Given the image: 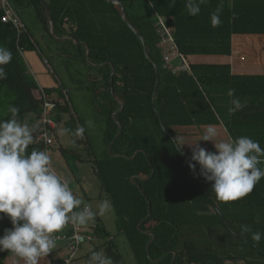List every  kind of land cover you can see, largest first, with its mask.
<instances>
[{
  "label": "trees",
  "instance_id": "trees-1",
  "mask_svg": "<svg viewBox=\"0 0 264 264\" xmlns=\"http://www.w3.org/2000/svg\"><path fill=\"white\" fill-rule=\"evenodd\" d=\"M10 1L30 7L42 30L63 46L57 55L69 57L70 48L72 60L89 73L87 83L78 81L77 86L92 95L103 121V151L98 157L86 135L85 139L73 135L84 124L71 105L58 102L51 120L58 128L70 129L67 134L74 142L87 146V156L62 145L56 151L73 176L77 165L91 164L101 191L112 202L116 234L124 237L135 264H236L237 260L264 264V239L259 243L251 240L252 232L264 233V178L247 197L219 201L210 183L198 175V165L194 178L188 167L191 152L177 151L173 131L222 126L228 137L248 136L264 148V75H233L229 65L190 61L193 57L229 59L233 36H264V0H207L195 17L185 9L186 0H42L52 16L55 39L38 0ZM218 7L222 23L213 27L211 15ZM158 18L171 31L188 70L173 73L164 64L157 47ZM62 38L79 44L72 40L62 43ZM81 44L89 49V64L100 67L87 64ZM0 46L12 53L11 62L4 65L7 79L0 80V120L10 118L8 108L14 105L20 109L18 120L38 130L42 101L33 94L39 87L17 46L40 57L41 50L28 31L17 42L14 29L1 21ZM109 64L114 69L112 93ZM181 66L180 59L171 63L172 69ZM62 90L67 91L59 86L42 91L59 101ZM229 90L246 107L230 113L233 97ZM119 127L121 133L115 139ZM55 131H49L50 136ZM33 148L48 151L36 144L27 151ZM242 225L252 232L241 235ZM11 227L10 219L0 214V236ZM148 234L154 241L146 249L151 241ZM87 235L101 243L70 264H87L93 251H102L113 264H124L114 238L110 241L111 236L100 226ZM13 257L0 252V264Z\"/></svg>",
  "mask_w": 264,
  "mask_h": 264
},
{
  "label": "clouds",
  "instance_id": "clouds-1",
  "mask_svg": "<svg viewBox=\"0 0 264 264\" xmlns=\"http://www.w3.org/2000/svg\"><path fill=\"white\" fill-rule=\"evenodd\" d=\"M205 3L207 0H186L184 6L189 16L195 17ZM220 11L218 7L211 15L213 27L222 23ZM11 60V51L0 46V80L7 79L4 65ZM228 95L233 97L230 113L246 107L245 101L234 96V90H229ZM8 111L10 118L0 120V214L10 219L12 227L0 236V252L12 254L23 264H40L56 247V234L69 225L85 226L94 222L97 216L110 213L113 205L104 199L94 210L78 198L68 182L54 170L47 151L35 148L27 151L36 139V130L18 120L20 109L10 105ZM87 124L92 126L93 121ZM85 130L84 126H78L73 135L82 138ZM70 131L63 130L64 133ZM217 137L215 126L208 125L199 141H211L215 151L201 147L199 141L188 143L184 137H176L177 151L185 145L191 148L189 169L195 178L199 166L198 175L210 183L219 201H239L264 178V167H260L264 163V148L248 136L226 140ZM250 232L248 225L241 226V235ZM261 239L264 233L252 232V241L259 243ZM87 264H113V261L102 251H93Z\"/></svg>",
  "mask_w": 264,
  "mask_h": 264
},
{
  "label": "rangeland",
  "instance_id": "rangeland-1",
  "mask_svg": "<svg viewBox=\"0 0 264 264\" xmlns=\"http://www.w3.org/2000/svg\"><path fill=\"white\" fill-rule=\"evenodd\" d=\"M10 6L14 10L15 14L24 24L26 31L30 34L34 42L36 43L38 50L42 57L46 60L50 58V71L51 73H47V69L41 64V62L37 59L36 64L31 63V57L29 58L32 52L24 53L23 60L25 63V67L28 73L31 74V71L35 75L37 86H41L44 88L54 87L58 85L62 89H66L70 100V105L72 106V111L76 113L78 119L83 122L85 127V134H83V139L85 136L88 138L89 145L94 153L99 157L103 151V121L98 113L96 107L93 104V97L90 93L83 89H78L77 86L78 81L82 84L87 83V77L89 73H86V69H84L81 64L79 65L76 61H73L72 54L70 48H68V56L67 58L60 57L57 53L63 50V46L54 42L41 28V25L38 23L37 19L34 16L33 10L30 7L25 6L24 4L14 3L10 1ZM258 38V39H257ZM240 39L242 43L237 40ZM234 42L233 46L238 49L234 50V54L238 52L243 53L247 49L248 56L247 62L245 64H250L249 62L255 61L258 57L255 50L263 51L264 50V36H240ZM257 39L259 44V40L261 39L262 45H257L254 43V40ZM63 43V42H62ZM238 45H237V44ZM240 45V46H239ZM252 46V47H251ZM252 52H249L250 50ZM254 49V50H252ZM246 54V53H244ZM253 55V59L250 56ZM250 55V56H249ZM255 56V57H254ZM257 56V58H256ZM36 55L32 54V58H35ZM201 59V58H200ZM213 58H208L207 60H211ZM246 60V59H244ZM209 62V61H208ZM216 64L217 62H212ZM28 64V65H27ZM241 63V65H245ZM30 69H29V67ZM246 66V65H245ZM39 73H43L46 75V79H41ZM91 73V72H90ZM40 87V89H42ZM37 91L34 92L33 96L36 99ZM93 121V125L89 126L87 121ZM63 126H60L54 134L51 135L54 140L53 146L48 149V154L52 157V165L55 171L59 175H61L69 184L70 188L73 190L74 194L83 200L85 203L90 204L95 210L96 204L106 199L104 193L101 191L99 181L96 177V174L93 171L91 164L89 163H81L77 165L78 172L75 176H73L65 167L63 161L58 155L56 149L58 145H62L68 149L77 150L83 157L87 156V151L85 150L87 146L84 144H76L74 139L69 136L67 133L63 132ZM195 143V142H192ZM201 147H207V144L202 141H199ZM184 152H191L187 148L183 150ZM208 151H213L212 149H208ZM114 214L113 211L107 213L103 216H97L94 222H91L85 226H75L79 229V232L83 235H87V233L91 232L95 227L100 226L104 231H106L112 238H114V242L118 247L120 254L123 256L124 264H135L131 253L128 249V246L124 240L122 235L116 234V229L114 225ZM73 229V225H69L66 227L61 233L56 234L57 244L54 249L49 253L48 256L41 259L40 264H51L56 261L62 260L65 257V242L64 237L68 236ZM88 236V235H87ZM90 241L84 243L80 251L78 253V257H82L83 255L90 252L92 249L97 247L101 242L95 239L93 236H89ZM111 241L112 239L109 238ZM51 257V259L49 258ZM55 260V261H52ZM236 263V262H235ZM5 264H23V261H20L17 257H13L11 259H7ZM237 264V263H236ZM241 264V263H238Z\"/></svg>",
  "mask_w": 264,
  "mask_h": 264
},
{
  "label": "built area",
  "instance_id": "built-area-1",
  "mask_svg": "<svg viewBox=\"0 0 264 264\" xmlns=\"http://www.w3.org/2000/svg\"><path fill=\"white\" fill-rule=\"evenodd\" d=\"M0 9L2 10V16L0 18L1 23L10 25L16 35L17 42L20 40V37L23 33L26 32L24 24L15 14L14 10L10 6L9 0H0ZM158 26L160 27V41L157 45L158 49L160 50V54L162 60L166 67L171 70L173 73L179 70H188L187 63L185 58L181 56L174 45L171 31L165 26L164 20L158 18ZM18 44V43H16ZM17 50L19 55L23 58L24 56V49L22 47L17 46ZM175 59H180L182 62V66L172 69L171 63ZM41 64L47 69V73H51L50 65L48 61L42 57ZM43 89L38 88L36 94L37 100L42 101V106L40 109V117H39V129L36 130V139L33 144L42 145L44 148L49 149L51 148L53 141L50 138L49 131H55L58 127L51 120V114L55 109V105L58 103L65 104L67 103L70 105L69 96L67 91L62 90V98L58 101L56 97H48L42 91ZM90 237L87 235H83L79 232V229L73 226L71 233L64 237L65 242V257L62 259V264H70L76 257H78V253L80 251L81 246L90 241Z\"/></svg>",
  "mask_w": 264,
  "mask_h": 264
},
{
  "label": "crops",
  "instance_id": "crops-1",
  "mask_svg": "<svg viewBox=\"0 0 264 264\" xmlns=\"http://www.w3.org/2000/svg\"><path fill=\"white\" fill-rule=\"evenodd\" d=\"M238 37H240V36H233L232 39H231L232 54H231V57L229 59H226V60L225 59L224 60L223 59L207 60L208 58H201L200 59L198 57H193V58H190L191 63L192 64H201V63L213 64L212 62H217L216 64L229 65L230 69H231V73L233 75H264V50L263 51L255 50L254 52H256V54L260 58H257V56H256L257 59L255 61L249 62L250 64H245L247 62V56H248L247 55L248 52H247L246 48H244L246 50V52L245 51L243 53L238 52L235 55H233L234 54V50L237 49L236 47L233 46V44L238 39ZM257 39L254 40V43H256V44L258 43ZM238 42L242 43V41L240 39L237 40V43ZM261 43H262V41L260 39L259 40V44H257V45H262L263 43L262 44ZM252 50H254V49H252ZM237 51H238V49H237ZM248 51L252 52L251 48ZM244 53H246V54H244ZM32 54L36 55V57L32 58ZM32 54H30V56H29V58L31 57V59H30L31 63L36 64V60L37 59L41 62L42 56L40 57L37 52H32ZM245 55H247V56H245ZM250 57H251V59H253V55L250 56ZM244 59H246V60H244ZM241 63L245 64L246 66L245 65H241ZM29 69H30V67H29ZM30 72H31V74L30 73L29 74L31 76H33L34 79L36 80L35 75L31 71V69H30ZM39 74L40 75L42 74L40 76L41 79H46V75H44L43 73H39ZM57 86L58 85H55L54 87H50V86H48V87L49 88H56ZM41 88L43 89L44 87H41ZM215 128H216V131L218 133V137H217L218 140H226L227 138H229L227 133H226V131H225V129L222 126H215ZM173 131L175 133V138L176 137H184L188 143H192V142L196 143L197 141H199L201 139L202 135L206 131V127H198V128L197 127H181V128H174ZM202 142L204 143V141H202ZM205 143L207 144V147H205L206 150L212 149L213 151H215L214 145H213V143L211 141L205 142ZM186 148L189 151H191V148L188 145L183 146L181 151L184 152L183 150H185ZM110 239H113V238L110 237ZM113 241H115V240L113 239Z\"/></svg>",
  "mask_w": 264,
  "mask_h": 264
},
{
  "label": "water",
  "instance_id": "water-1",
  "mask_svg": "<svg viewBox=\"0 0 264 264\" xmlns=\"http://www.w3.org/2000/svg\"><path fill=\"white\" fill-rule=\"evenodd\" d=\"M41 4H42V6L44 7V9H45V12H46V15H47V19H48V29H49V33H50V35L52 36V37H54L53 36V33H52V23H53V20H52V16H51V13H50V11H49V9H48V7H47V5L42 1V0H38ZM121 10H122V7H121ZM54 39H55V37H54ZM72 39L71 38H62V39H60L59 41H61V42H65V41H71ZM73 41V43H75V44H79L77 41H75V40H72ZM85 49H86V62H87V64L88 65H90L89 64V61H88V55H89V49H88V47H87V45H85V44H81ZM92 68L93 67H100V66H93V65H90ZM109 66L111 67V74H110V88H111V93H112V76H113V73H114V69H113V67H112V65L111 64H109ZM123 107L121 106V109H122ZM120 109V110H121ZM121 133V127H119V133L116 135V137H115V139L119 136V134ZM114 139V140H115ZM114 143V141L111 143V145L108 147V149H107V152L109 153L110 152V147L112 146V144ZM136 154L137 153H135V155H134V157L136 156ZM134 157H132V158H127V159H130V160H132ZM124 158H126V157H124ZM148 206H150V204L148 203ZM149 215H150V209H149V211H148V216H147V219L149 218ZM148 235H150L151 236V241L149 242V243H147V245H146V249H148V246H149V244L150 243H152L153 241H154V236L152 235V234H148ZM172 260H174V256H173V259ZM226 263V261H224V263L223 264H225ZM236 263L238 264V263H241V264H245L242 260L240 261V260H237L236 261ZM172 264V263H171Z\"/></svg>",
  "mask_w": 264,
  "mask_h": 264
}]
</instances>
